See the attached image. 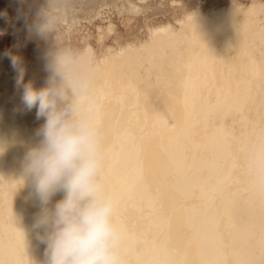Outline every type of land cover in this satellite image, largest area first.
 <instances>
[{
	"label": "bare ground",
	"instance_id": "6f19581e",
	"mask_svg": "<svg viewBox=\"0 0 264 264\" xmlns=\"http://www.w3.org/2000/svg\"><path fill=\"white\" fill-rule=\"evenodd\" d=\"M61 1L27 40L66 46L36 56L24 79L42 86L66 57V76L90 84L125 264H264V0ZM94 18L99 48L120 18L132 39L97 56ZM74 40L84 43L75 54ZM15 78L0 61V264H42L39 207L21 172L43 121Z\"/></svg>",
	"mask_w": 264,
	"mask_h": 264
},
{
	"label": "clouds",
	"instance_id": "9594fccd",
	"mask_svg": "<svg viewBox=\"0 0 264 264\" xmlns=\"http://www.w3.org/2000/svg\"><path fill=\"white\" fill-rule=\"evenodd\" d=\"M9 59L23 108L35 109L43 121L24 153L21 172L39 207L32 227L45 246L42 264H125L114 201L100 181L99 105L90 84L69 79L67 58L57 57L45 69L44 84L36 87L25 81L20 58Z\"/></svg>",
	"mask_w": 264,
	"mask_h": 264
},
{
	"label": "rangeland",
	"instance_id": "374dc122",
	"mask_svg": "<svg viewBox=\"0 0 264 264\" xmlns=\"http://www.w3.org/2000/svg\"><path fill=\"white\" fill-rule=\"evenodd\" d=\"M32 5H34L33 10L28 11L25 0H0V21H1V32H0V61L6 66L8 73L12 76L15 71L11 66V61L9 56H16L20 58L22 65L25 69L31 64L36 56H47L55 55L66 46V42L59 41L50 47L48 45H36L34 42H29V34L32 35L37 30V25L39 21L46 17V14L53 15L64 6L59 2V0H29ZM61 1V0H60ZM194 4V2L207 3L209 5L215 4L219 1L223 6L228 3V0H186ZM251 0H242L243 3H249ZM34 2V3H33ZM37 2V3H36ZM62 2V1H61ZM40 5H39V4ZM118 4V3H117ZM56 6V7H55ZM55 7V8H54ZM31 9V8H30ZM107 9V8H106ZM107 11V10H106ZM103 12V10H102ZM96 12L92 13L93 15ZM92 14L87 11V18L89 20L92 17ZM9 16V17H8ZM121 19L117 22L118 31L116 37H111L106 47L99 48L97 46V34H96V25H101L96 21V18L93 19L94 24L90 27L92 31L90 37L92 38V46L96 55L98 56L100 51L108 46H115L117 40L124 44L125 42L132 39V32H127L125 22H121ZM84 20V21H85ZM123 23V24H122ZM88 29V27H82L78 33L81 35ZM23 30V31H22ZM139 32V29H137ZM17 33L18 38H14V35ZM140 33V32H139ZM78 35V36H79ZM15 39V40H14ZM29 42V45L25 47L26 43ZM80 43V44H79ZM72 51L73 53L81 52L84 49V43L82 40H74L72 42ZM29 47V48H28ZM27 48V49H26ZM42 54V55H41Z\"/></svg>",
	"mask_w": 264,
	"mask_h": 264
}]
</instances>
